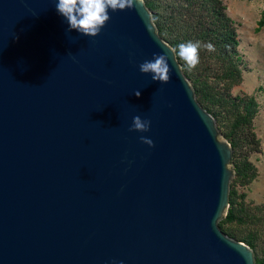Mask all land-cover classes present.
Segmentation results:
<instances>
[{
    "label": "water",
    "instance_id": "obj_1",
    "mask_svg": "<svg viewBox=\"0 0 264 264\" xmlns=\"http://www.w3.org/2000/svg\"><path fill=\"white\" fill-rule=\"evenodd\" d=\"M56 3L0 0V264H255L221 226L232 146L145 1L95 37ZM160 52L167 83L139 70Z\"/></svg>",
    "mask_w": 264,
    "mask_h": 264
},
{
    "label": "trees",
    "instance_id": "obj_2",
    "mask_svg": "<svg viewBox=\"0 0 264 264\" xmlns=\"http://www.w3.org/2000/svg\"><path fill=\"white\" fill-rule=\"evenodd\" d=\"M151 11L158 33L175 50L185 76L191 82L197 101L209 111L218 131L232 146L229 205L220 219L223 231L247 243L254 251L255 264H264V246L259 234L264 229V201L247 198L249 184L258 175L250 158L261 151V139L255 131L254 118L259 103L254 93H233L243 79V67L238 51L236 21L223 0H144ZM264 25V8L256 28ZM200 41L199 63L189 69L178 55V45ZM214 45L209 51L205 45ZM262 251L263 255L259 253Z\"/></svg>",
    "mask_w": 264,
    "mask_h": 264
},
{
    "label": "rangeland",
    "instance_id": "obj_3",
    "mask_svg": "<svg viewBox=\"0 0 264 264\" xmlns=\"http://www.w3.org/2000/svg\"><path fill=\"white\" fill-rule=\"evenodd\" d=\"M227 11L236 21L239 37L238 51L243 67V79L235 85L233 93L246 91L254 93L258 112L254 118L255 131L261 139V151L252 152L250 158L258 168V175L249 184L247 198L254 202L264 201V25L256 28L264 0H223ZM223 136V135H222ZM260 247L264 246V229L259 234ZM259 253L263 255L262 251Z\"/></svg>",
    "mask_w": 264,
    "mask_h": 264
},
{
    "label": "clouds",
    "instance_id": "obj_4",
    "mask_svg": "<svg viewBox=\"0 0 264 264\" xmlns=\"http://www.w3.org/2000/svg\"><path fill=\"white\" fill-rule=\"evenodd\" d=\"M133 7V0H58L55 8L63 16L68 24V31L75 29L82 35L95 37L102 27L110 19L109 9L112 11L124 10ZM200 41H187L178 45V55L185 61L189 69H193L199 63ZM205 47L209 51H214V45L208 43ZM141 73L151 74V80L160 83H167L170 76V66L168 63V53H153L152 59H145L139 64ZM134 94L139 97L140 90H135ZM151 121L142 119L140 115L133 117L129 131L147 132L150 130ZM140 140L150 146L153 141L145 136ZM119 264H123L120 261Z\"/></svg>",
    "mask_w": 264,
    "mask_h": 264
}]
</instances>
